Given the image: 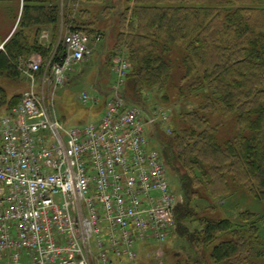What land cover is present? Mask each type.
<instances>
[{
	"label": "built area",
	"instance_id": "built-area-1",
	"mask_svg": "<svg viewBox=\"0 0 264 264\" xmlns=\"http://www.w3.org/2000/svg\"><path fill=\"white\" fill-rule=\"evenodd\" d=\"M91 52L89 36L70 28L45 59L17 62L28 88L0 111V257L12 264H133L175 227L176 197L148 127L155 115L145 122L119 96L83 127L56 111L68 71ZM116 61L125 78L128 62ZM79 100L100 102L88 91Z\"/></svg>",
	"mask_w": 264,
	"mask_h": 264
},
{
	"label": "trees",
	"instance_id": "trees-1",
	"mask_svg": "<svg viewBox=\"0 0 264 264\" xmlns=\"http://www.w3.org/2000/svg\"><path fill=\"white\" fill-rule=\"evenodd\" d=\"M47 1L24 0L18 31L0 51V77L20 78L27 87L19 59L50 53V46L29 41L30 30L61 21L58 3L48 7ZM135 5L128 23L130 8L121 14L118 38L128 48V91L141 99L151 89L166 90L175 68L184 71L186 92L201 93L203 99L198 109L182 114L181 126L174 124L169 143L161 144L168 168L181 181L184 202L175 208L177 227L180 218L190 216L194 196L213 203L242 188L264 203V0H135ZM76 28L95 34L80 24ZM21 98H9L0 86V110ZM215 117L234 127L222 142L220 127L226 123H213ZM208 209L214 211L215 204ZM256 218L247 210L235 225L208 212L198 216L203 229L188 237L195 251L207 250L215 264H256L251 253L260 245L258 224L264 221Z\"/></svg>",
	"mask_w": 264,
	"mask_h": 264
},
{
	"label": "rangeland",
	"instance_id": "rangeland-1",
	"mask_svg": "<svg viewBox=\"0 0 264 264\" xmlns=\"http://www.w3.org/2000/svg\"><path fill=\"white\" fill-rule=\"evenodd\" d=\"M23 2L24 0H0V51L4 50L6 43L18 31ZM55 3L59 5L60 23L30 30L29 41L32 45L41 47L40 34L43 28H50L53 32H58L65 28L64 34H66V31L72 25L80 24L87 31L94 30L95 34L101 33L104 36L103 42L94 44L92 56L72 68L66 86L60 87L55 96L56 111L65 125L68 127H83L90 122L100 120L104 101L108 98L106 93L114 88L127 89L128 78H122L118 74L116 59L120 54H128L125 41L130 32L125 34V44H121L118 41L120 25H122L123 21L121 20V14L125 13L128 7L130 8L128 23L130 15L136 6L135 0L130 2L129 0H58L56 2L48 0L45 5L49 7ZM76 19H78L77 22ZM82 22L86 24L81 25L83 24ZM39 55L41 56L40 53L34 52L30 55V58H38ZM174 66H177V60H175ZM174 69L173 77L166 90L151 89L141 99H137L138 97L134 96L128 89L129 96L125 94L127 101L132 99L129 101L130 103L139 104L145 110V113H143L145 122L149 119L148 113L155 115L157 118L158 123L155 127V135L160 144L153 141L152 145L154 148L161 150V152L163 148L161 144L162 146L167 145L175 132L174 124L176 123L177 127L181 126L182 122L180 119L182 114L198 109L203 101L201 93L189 95L186 92L187 86L182 82L183 69ZM95 79H97L98 90L93 87ZM0 86L7 90L9 98L21 95L26 89L25 82L16 77H0ZM182 89L184 92L181 91ZM83 91H88L92 95L99 97L100 103L94 107H91V104H83L79 100V96ZM161 110L167 113L168 121H163V118L160 120ZM227 121L215 117L213 123H226ZM233 132L234 127L231 123H226L225 126L222 125L220 127L219 141L222 142L224 141L223 139L232 136ZM167 176L172 189L176 192L177 205L181 207L184 202L180 189L181 181L173 168H168ZM235 191L237 192L230 198L222 199L219 197L213 203L194 196V201L191 203L190 216L184 219L180 218V227H177L179 225L177 221L169 240L163 244H150L152 246L149 247L148 254L144 252L139 260L133 264H215L210 259L207 250L202 248L200 254H198L193 248L194 244L191 243L188 237V234L193 235L203 229V225L198 221L199 215L210 212L217 218L231 220L235 225L239 223V215L247 210L255 213L256 219L264 218L263 202L251 197L242 188H237ZM186 194L191 197L189 191ZM201 195L204 197L202 193ZM214 204L215 210H209L208 208ZM258 226L260 227V245L252 251L251 260L256 264H264V221ZM0 264L12 263L6 258H0ZM23 264L30 263L24 261Z\"/></svg>",
	"mask_w": 264,
	"mask_h": 264
},
{
	"label": "water",
	"instance_id": "water-1",
	"mask_svg": "<svg viewBox=\"0 0 264 264\" xmlns=\"http://www.w3.org/2000/svg\"><path fill=\"white\" fill-rule=\"evenodd\" d=\"M97 80V79H96ZM116 92L117 93H120L121 94V96H122V98H124L125 96V94H124V91L122 90V89H116Z\"/></svg>",
	"mask_w": 264,
	"mask_h": 264
},
{
	"label": "crops",
	"instance_id": "crops-1",
	"mask_svg": "<svg viewBox=\"0 0 264 264\" xmlns=\"http://www.w3.org/2000/svg\"><path fill=\"white\" fill-rule=\"evenodd\" d=\"M64 29H65V28H63L62 30L58 31V32H59V35L62 34V33H65V32H64Z\"/></svg>",
	"mask_w": 264,
	"mask_h": 264
}]
</instances>
